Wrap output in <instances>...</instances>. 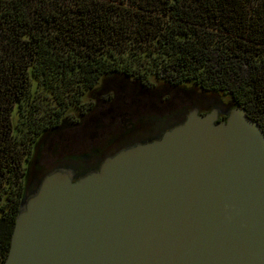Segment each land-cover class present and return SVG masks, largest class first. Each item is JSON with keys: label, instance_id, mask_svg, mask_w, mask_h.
I'll use <instances>...</instances> for the list:
<instances>
[{"label": "water", "instance_id": "water-1", "mask_svg": "<svg viewBox=\"0 0 264 264\" xmlns=\"http://www.w3.org/2000/svg\"><path fill=\"white\" fill-rule=\"evenodd\" d=\"M229 107L82 174L43 169L46 133L3 264H264V129Z\"/></svg>", "mask_w": 264, "mask_h": 264}, {"label": "trees", "instance_id": "trees-1", "mask_svg": "<svg viewBox=\"0 0 264 264\" xmlns=\"http://www.w3.org/2000/svg\"><path fill=\"white\" fill-rule=\"evenodd\" d=\"M162 68L264 129V0H0V264L37 143L104 77Z\"/></svg>", "mask_w": 264, "mask_h": 264}, {"label": "flooded vegetation", "instance_id": "flooded-vegetation-1", "mask_svg": "<svg viewBox=\"0 0 264 264\" xmlns=\"http://www.w3.org/2000/svg\"><path fill=\"white\" fill-rule=\"evenodd\" d=\"M181 71L184 73L183 68ZM157 72L158 75L150 71L141 75L106 76L95 96L88 97L84 108L72 110L61 119L52 130L55 154L59 139L69 141L68 145L76 152L88 157L84 164L70 161L67 168L79 174L88 168L99 171L105 160L160 140L192 109H198L200 115L218 111V123L227 121L230 100L205 92L199 86H189L183 75H170V68ZM66 158L57 159L53 169H59Z\"/></svg>", "mask_w": 264, "mask_h": 264}, {"label": "rangeland", "instance_id": "rangeland-1", "mask_svg": "<svg viewBox=\"0 0 264 264\" xmlns=\"http://www.w3.org/2000/svg\"><path fill=\"white\" fill-rule=\"evenodd\" d=\"M64 133H67V132L65 131ZM52 137H53V135L49 138L48 142L46 143L45 149L42 153L41 160H40V164L45 171H50L51 169H53L56 160L60 159L62 157H68V158H71V160L75 163L84 164V161H83L84 158L83 157H85V156H82L81 152L78 153V152H76V150H74L72 148V146H69L68 145L69 141L66 142L67 146L62 151L61 147L63 145L62 144L63 142H61L58 139L57 140L58 141V148H60V149H58V153L55 154V152H54L55 140H54V138L52 139Z\"/></svg>", "mask_w": 264, "mask_h": 264}]
</instances>
